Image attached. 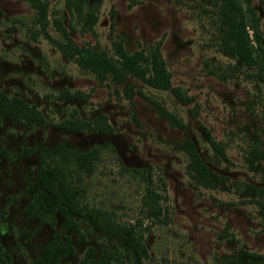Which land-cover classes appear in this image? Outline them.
I'll list each match as a JSON object with an SVG mask.
<instances>
[{
    "label": "rangeland",
    "instance_id": "rangeland-1",
    "mask_svg": "<svg viewBox=\"0 0 264 264\" xmlns=\"http://www.w3.org/2000/svg\"><path fill=\"white\" fill-rule=\"evenodd\" d=\"M40 1L46 5L41 21L30 0H0V90L43 117L41 123L0 117V248L8 264H31L41 246L61 233L63 217L47 206L49 195L38 182L42 148L52 150L50 163L75 185L84 211V238L65 230L73 252L60 264H78L88 247L93 261L105 256V264H264V194L248 187L264 191V158L254 168L245 160L252 147L264 154V80L222 50L220 0H102L97 10L84 4L82 11L74 8L76 0ZM248 1L264 50V0ZM54 19L74 44L89 50L112 54L120 41L126 52L140 50L144 61L157 50L184 100L133 76L120 84L98 80L62 53ZM75 91L85 98L62 96ZM99 116L108 131L55 126ZM186 140L219 177L217 187H202L188 174ZM23 148L31 152L14 158ZM149 185L166 195L158 204L167 206L168 219L144 233L146 256L140 257L98 223L147 226L141 199ZM38 192L49 210L34 217L25 209Z\"/></svg>",
    "mask_w": 264,
    "mask_h": 264
},
{
    "label": "trees",
    "instance_id": "trees-1",
    "mask_svg": "<svg viewBox=\"0 0 264 264\" xmlns=\"http://www.w3.org/2000/svg\"><path fill=\"white\" fill-rule=\"evenodd\" d=\"M31 4L36 8L38 19H45V3L40 0H30ZM102 0H76L74 8L82 11L83 5L97 10ZM81 9V10H80ZM87 10V11H88ZM218 19L222 27L221 32V48L222 50L234 56L242 66L246 69H253L254 74L260 80H264V50L260 44V34L257 31L258 19L250 6L249 1L241 0H220L218 6ZM92 16V15H90ZM94 16L89 17L92 23ZM55 28L58 31L61 41L57 43L62 53L72 59L75 64L86 71L91 72L94 76L103 81L109 79L113 83L120 84L125 76H133L149 86L157 89L170 90L179 99L184 100L178 91L171 86L170 72L158 55L157 50L150 53L146 58L143 53L138 50L134 52H126L120 41L112 44L113 52L108 54L105 51L89 50L84 46H78L73 43L69 37L67 30L58 19H54ZM129 97L131 91H126ZM63 98L84 99L79 91L73 93H64ZM158 112L162 117L183 128V124L168 112L160 107ZM0 117L9 118L12 121H21L26 123H41L43 117L41 113L33 106L19 97L8 96L0 90ZM57 128L68 131H98L105 132L110 129L103 116H99L92 122H86L79 118L65 119L55 125ZM207 140L219 156L224 158L220 145L214 141L207 133ZM66 147H69L65 145ZM61 146L59 149L63 152ZM184 149L189 159L188 174L193 181L205 188H215L219 183L217 177L210 168L201 160L190 140L184 143ZM52 150L42 148L38 154L39 173L38 182L46 189L49 200L47 206L56 208L63 217L61 223V233H54L52 238L44 243L40 248L39 257L34 259L31 264H60L59 260L70 255L73 252V245L65 230L72 232L77 239L84 238L83 232L80 230L79 217L84 214L81 210L79 200L76 193V187L70 180L66 179V175L61 174L56 166L50 161V153ZM31 151L23 148L21 151L13 153V157L19 159L28 155ZM3 154H6L3 151ZM52 157V156H51ZM264 158L263 152L257 147H252L248 156L245 158L248 165L254 168V164ZM264 172V168H263ZM253 193L264 194L260 188L248 185ZM152 186H146L145 193L141 199V216L149 221L147 226H142L136 222L134 224L123 225L113 220L102 219L98 226L113 236H119L120 243L131 249L140 257L146 256L144 247V233L152 225L167 223V206L158 204V201L166 200V195L152 191ZM43 192H38L26 205V213L34 217L44 215L49 209L43 204L45 196ZM93 219H98L94 218ZM141 218V219H142ZM93 251L90 247L86 250L84 256L78 264H105V256L102 261L94 262L92 259ZM9 255L0 248V264L9 263ZM229 264H236L231 260Z\"/></svg>",
    "mask_w": 264,
    "mask_h": 264
}]
</instances>
